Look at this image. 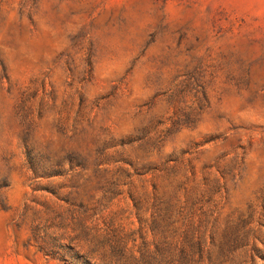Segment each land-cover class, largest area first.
Returning a JSON list of instances; mask_svg holds the SVG:
<instances>
[{"label":"rangeland","instance_id":"374dc122","mask_svg":"<svg viewBox=\"0 0 264 264\" xmlns=\"http://www.w3.org/2000/svg\"><path fill=\"white\" fill-rule=\"evenodd\" d=\"M0 264H264V0H0Z\"/></svg>","mask_w":264,"mask_h":264}]
</instances>
